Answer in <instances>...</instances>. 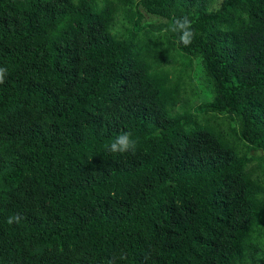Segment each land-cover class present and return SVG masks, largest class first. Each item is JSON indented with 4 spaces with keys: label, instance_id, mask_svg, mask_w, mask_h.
<instances>
[{
    "label": "trees",
    "instance_id": "16d2710c",
    "mask_svg": "<svg viewBox=\"0 0 264 264\" xmlns=\"http://www.w3.org/2000/svg\"><path fill=\"white\" fill-rule=\"evenodd\" d=\"M0 67V264H264V0H0Z\"/></svg>",
    "mask_w": 264,
    "mask_h": 264
},
{
    "label": "clouds",
    "instance_id": "9594fccd",
    "mask_svg": "<svg viewBox=\"0 0 264 264\" xmlns=\"http://www.w3.org/2000/svg\"><path fill=\"white\" fill-rule=\"evenodd\" d=\"M192 21L189 17L184 16L182 18H177L169 26L170 31L176 32L179 34V41L184 45H189L194 38V30L192 28ZM7 69L0 67V84L4 83L5 74ZM137 141L132 138L130 132H122L115 137L113 141L107 146L108 150L113 154H124L129 151L134 152L136 149ZM9 223H12V218H9Z\"/></svg>",
    "mask_w": 264,
    "mask_h": 264
}]
</instances>
